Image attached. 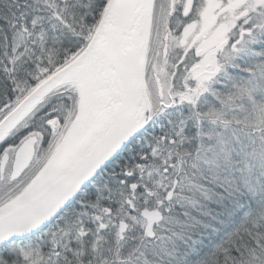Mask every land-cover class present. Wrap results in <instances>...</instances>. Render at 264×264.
<instances>
[{
	"label": "snow or ice",
	"instance_id": "obj_1",
	"mask_svg": "<svg viewBox=\"0 0 264 264\" xmlns=\"http://www.w3.org/2000/svg\"><path fill=\"white\" fill-rule=\"evenodd\" d=\"M0 264H264V0H0Z\"/></svg>",
	"mask_w": 264,
	"mask_h": 264
}]
</instances>
